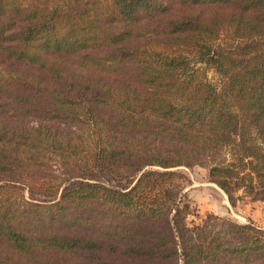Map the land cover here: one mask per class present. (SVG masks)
<instances>
[{"label":"trees","instance_id":"1","mask_svg":"<svg viewBox=\"0 0 264 264\" xmlns=\"http://www.w3.org/2000/svg\"><path fill=\"white\" fill-rule=\"evenodd\" d=\"M193 166L264 202V0H0V264H264Z\"/></svg>","mask_w":264,"mask_h":264},{"label":"rangeland","instance_id":"2","mask_svg":"<svg viewBox=\"0 0 264 264\" xmlns=\"http://www.w3.org/2000/svg\"><path fill=\"white\" fill-rule=\"evenodd\" d=\"M179 170L185 177L183 195L188 199L193 211L192 215L187 218V222L197 221V215L202 217L210 213L231 219L239 224L253 223L251 219L253 213L264 211V202L238 201L234 207H231L225 195L208 181L205 168L193 166ZM254 223L256 227L264 230L261 217Z\"/></svg>","mask_w":264,"mask_h":264},{"label":"crops","instance_id":"3","mask_svg":"<svg viewBox=\"0 0 264 264\" xmlns=\"http://www.w3.org/2000/svg\"><path fill=\"white\" fill-rule=\"evenodd\" d=\"M264 215V211H256V212H254L253 213V215L251 216L252 218L251 219H253L252 221H256L257 219H259L260 217L262 218V221H263V223H264V219H263V216ZM249 220V219H248ZM253 222V223H254ZM255 224V223H254Z\"/></svg>","mask_w":264,"mask_h":264}]
</instances>
